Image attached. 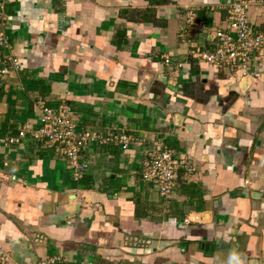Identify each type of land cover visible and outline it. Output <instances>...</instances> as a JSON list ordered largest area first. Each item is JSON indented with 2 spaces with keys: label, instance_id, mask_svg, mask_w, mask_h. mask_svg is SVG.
Segmentation results:
<instances>
[{
  "label": "crops",
  "instance_id": "crops-1",
  "mask_svg": "<svg viewBox=\"0 0 264 264\" xmlns=\"http://www.w3.org/2000/svg\"><path fill=\"white\" fill-rule=\"evenodd\" d=\"M233 0H0L19 69L0 93V245L9 264H264V69L255 80L195 55L212 50ZM264 31V4L249 0ZM196 14V24L187 15ZM63 17V18H62ZM170 63H165V57ZM78 129L136 141L92 144L75 180L66 157L27 136L39 100ZM155 141L197 173L162 197L143 180Z\"/></svg>",
  "mask_w": 264,
  "mask_h": 264
},
{
  "label": "built area",
  "instance_id": "built-area-1",
  "mask_svg": "<svg viewBox=\"0 0 264 264\" xmlns=\"http://www.w3.org/2000/svg\"><path fill=\"white\" fill-rule=\"evenodd\" d=\"M264 4V0H261ZM249 0H233L228 8L227 22L224 27L214 28L215 38L212 50L196 49L195 55L209 64L238 71L245 77L259 79L264 69V31H255L249 19ZM189 24H196L193 11L187 15ZM6 20L5 6L0 2V22ZM170 63V58H164ZM19 69V58L11 50V40L4 31H0V93L6 88L9 78ZM42 115L29 119L20 125L14 135L3 138L6 145L22 143L27 136L44 141L47 147L67 158L75 180H82L88 168L83 154L92 144H118L127 149L136 141L135 137L125 131L106 134L89 129H78L73 112L66 101L53 107L44 100L38 102ZM197 164L191 155L177 153L162 141H155L144 162L142 178L154 185L162 197H170L178 186L179 180L197 173ZM10 254L0 245V264H9ZM39 264H66L62 255L42 258ZM87 264H96L88 262Z\"/></svg>",
  "mask_w": 264,
  "mask_h": 264
},
{
  "label": "clouds",
  "instance_id": "clouds-1",
  "mask_svg": "<svg viewBox=\"0 0 264 264\" xmlns=\"http://www.w3.org/2000/svg\"><path fill=\"white\" fill-rule=\"evenodd\" d=\"M231 264H243V259L239 253L234 252L230 258Z\"/></svg>",
  "mask_w": 264,
  "mask_h": 264
},
{
  "label": "water",
  "instance_id": "water-1",
  "mask_svg": "<svg viewBox=\"0 0 264 264\" xmlns=\"http://www.w3.org/2000/svg\"><path fill=\"white\" fill-rule=\"evenodd\" d=\"M62 18H63V17H62ZM248 80H249V77L246 78L245 83H244L243 86H245V85L247 84Z\"/></svg>",
  "mask_w": 264,
  "mask_h": 264
}]
</instances>
